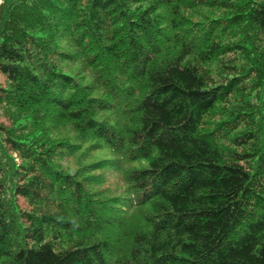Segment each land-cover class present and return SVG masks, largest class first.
Segmentation results:
<instances>
[{"label":"trees","instance_id":"obj_1","mask_svg":"<svg viewBox=\"0 0 264 264\" xmlns=\"http://www.w3.org/2000/svg\"><path fill=\"white\" fill-rule=\"evenodd\" d=\"M0 114V264H264V0H0Z\"/></svg>","mask_w":264,"mask_h":264},{"label":"rangeland","instance_id":"obj_2","mask_svg":"<svg viewBox=\"0 0 264 264\" xmlns=\"http://www.w3.org/2000/svg\"><path fill=\"white\" fill-rule=\"evenodd\" d=\"M67 64V65H66ZM65 65V71L67 73L73 74L77 77L83 76L82 82H89L93 79V75L89 72V70L82 69L81 64L79 62L75 63H66ZM89 71V72H88ZM0 120L3 122H8L4 116L0 114ZM62 135L68 136L72 142H77L81 144V148L78 152H76L73 155L65 156L60 160L61 167L65 170H68L70 172H74L77 168L80 166L90 164L93 161L100 160L103 158L110 159L114 157V154L112 153L111 149L102 143V146L96 149H90L91 143L93 140H87V141H80L77 139L75 132L71 127H66L58 131ZM138 163V162H137ZM90 173L93 174H101L103 176V183L100 185L92 186V188H104L107 195H119L122 193V190L124 188V183L121 180L120 176L110 168H103V169H94L91 170ZM22 205L25 204L22 200H19Z\"/></svg>","mask_w":264,"mask_h":264}]
</instances>
